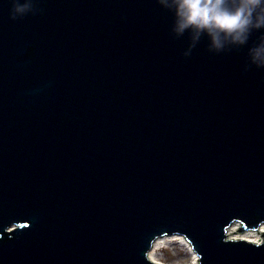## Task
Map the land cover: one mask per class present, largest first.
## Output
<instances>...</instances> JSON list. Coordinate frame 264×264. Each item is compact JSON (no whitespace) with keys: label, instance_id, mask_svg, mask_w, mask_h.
<instances>
[{"label":"water","instance_id":"1","mask_svg":"<svg viewBox=\"0 0 264 264\" xmlns=\"http://www.w3.org/2000/svg\"><path fill=\"white\" fill-rule=\"evenodd\" d=\"M263 224L264 26L214 44L175 0H0V264H159L174 234L264 264V232L227 233Z\"/></svg>","mask_w":264,"mask_h":264},{"label":"clouds","instance_id":"2","mask_svg":"<svg viewBox=\"0 0 264 264\" xmlns=\"http://www.w3.org/2000/svg\"><path fill=\"white\" fill-rule=\"evenodd\" d=\"M261 5L264 0H241L234 9L226 6L225 0H175V12L181 31L192 27L207 32L214 44L222 37L243 42L250 26H264V16L255 15Z\"/></svg>","mask_w":264,"mask_h":264},{"label":"bare ground","instance_id":"3","mask_svg":"<svg viewBox=\"0 0 264 264\" xmlns=\"http://www.w3.org/2000/svg\"><path fill=\"white\" fill-rule=\"evenodd\" d=\"M262 232H264V224L260 226L258 230H246L243 232H240L238 228L234 225L230 226L228 228V235L233 238V239H238V238H243L251 242H259L262 236ZM172 240L176 241L177 243L179 242L181 245H183L189 252L193 254V264H198L197 257L194 254V251L190 247L189 242L182 236H164V237H159L153 244V247L151 251L149 252V258L153 260L155 251L160 249L162 246L169 244L172 242ZM175 243V242H174ZM154 261V260H153Z\"/></svg>","mask_w":264,"mask_h":264},{"label":"rangeland","instance_id":"4","mask_svg":"<svg viewBox=\"0 0 264 264\" xmlns=\"http://www.w3.org/2000/svg\"><path fill=\"white\" fill-rule=\"evenodd\" d=\"M153 260L162 264H193L194 261L193 254L174 240L156 250Z\"/></svg>","mask_w":264,"mask_h":264}]
</instances>
